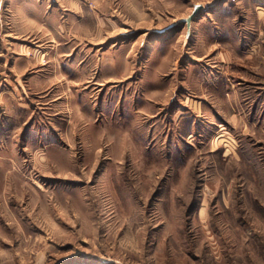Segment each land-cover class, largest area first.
I'll list each match as a JSON object with an SVG mask.
<instances>
[{
  "label": "rangeland",
  "instance_id": "rangeland-1",
  "mask_svg": "<svg viewBox=\"0 0 264 264\" xmlns=\"http://www.w3.org/2000/svg\"><path fill=\"white\" fill-rule=\"evenodd\" d=\"M0 264H264V0H0Z\"/></svg>",
  "mask_w": 264,
  "mask_h": 264
},
{
  "label": "water",
  "instance_id": "water-1",
  "mask_svg": "<svg viewBox=\"0 0 264 264\" xmlns=\"http://www.w3.org/2000/svg\"><path fill=\"white\" fill-rule=\"evenodd\" d=\"M201 8H202V5H194L192 13L187 18L182 20L187 26V29H188L187 34H189V31H190L189 29H190L191 21L193 20V18L196 16V14Z\"/></svg>",
  "mask_w": 264,
  "mask_h": 264
}]
</instances>
